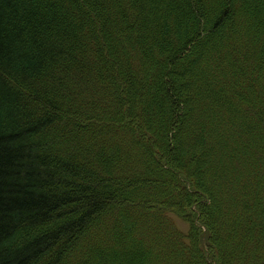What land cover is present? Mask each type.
Listing matches in <instances>:
<instances>
[{
  "label": "trees",
  "instance_id": "1",
  "mask_svg": "<svg viewBox=\"0 0 264 264\" xmlns=\"http://www.w3.org/2000/svg\"><path fill=\"white\" fill-rule=\"evenodd\" d=\"M0 264H264V0H0Z\"/></svg>",
  "mask_w": 264,
  "mask_h": 264
},
{
  "label": "rangeland",
  "instance_id": "2",
  "mask_svg": "<svg viewBox=\"0 0 264 264\" xmlns=\"http://www.w3.org/2000/svg\"><path fill=\"white\" fill-rule=\"evenodd\" d=\"M174 218H176V217L174 216ZM174 220H175V224H176L177 228H179L183 232L187 231L188 224H186V223H184V222H182V221H180L178 219H174Z\"/></svg>",
  "mask_w": 264,
  "mask_h": 264
}]
</instances>
